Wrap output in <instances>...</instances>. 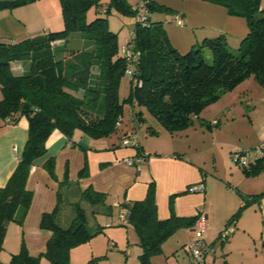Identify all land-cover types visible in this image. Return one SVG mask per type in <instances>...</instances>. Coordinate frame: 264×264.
Returning <instances> with one entry per match:
<instances>
[{
    "label": "trees",
    "instance_id": "trees-1",
    "mask_svg": "<svg viewBox=\"0 0 264 264\" xmlns=\"http://www.w3.org/2000/svg\"><path fill=\"white\" fill-rule=\"evenodd\" d=\"M34 1L0 0V9ZM59 1L63 18L61 30L17 41H0V121L3 126L15 125L21 117H26L28 123L27 139L17 165L7 182L0 186V252L4 248L8 222L21 224L30 206L32 192L27 188V180L31 168L41 164L52 178H56L55 155L46 148L50 134L58 129L73 141L75 130L91 137H109L118 131L122 119L118 85L128 65L133 70L128 97L131 107L145 106L169 133L187 128L221 92L234 89L250 75L264 85V7L261 0H206L224 6L230 15L243 16L247 31L235 51L219 34L204 38L202 43L192 45L183 53L170 43L161 21L150 20L149 13L156 8L153 2L140 0L144 1L147 11L145 22L136 19L131 37L124 43L136 55L131 61L121 52L117 32L108 28L106 17L95 16L90 21L86 18L87 11L98 6L101 0ZM120 2L124 5L123 0ZM104 10L108 12L109 6ZM128 10L136 15V10L131 7ZM74 32L81 33L87 44L70 48L69 37ZM60 40L63 43L57 46ZM205 48L211 51L210 61L204 55ZM14 60H30L29 70L14 75L10 68ZM130 135L136 134L124 132L116 145L124 147L122 140ZM135 149L136 156L145 159L150 155L144 153L139 142ZM261 157H255L248 166L242 167L243 172L246 175L258 173L264 167ZM86 173L84 166L80 174ZM261 195L264 190L254 197ZM81 198L91 206L105 205V194L91 187L81 191ZM60 203L62 201L51 212L43 213L40 219V227L51 231L45 250L31 254L21 242L19 250L4 264H40L42 258L52 264H75L70 261L71 248L90 240L102 231V227L88 225L80 202L71 203L74 216L70 223L60 224ZM121 206L127 210V221L137 234L141 247L139 264H153L152 257L162 252L163 241L179 228L191 227L197 218L173 212L167 218H159L154 181L149 183L143 199L124 201ZM238 212L228 222L235 219ZM78 264H99L98 257Z\"/></svg>",
    "mask_w": 264,
    "mask_h": 264
},
{
    "label": "crops",
    "instance_id": "crops-1",
    "mask_svg": "<svg viewBox=\"0 0 264 264\" xmlns=\"http://www.w3.org/2000/svg\"><path fill=\"white\" fill-rule=\"evenodd\" d=\"M22 6L0 9V41H17L63 28L59 0H36ZM213 6V3L204 2L199 9L212 7L210 10L213 11ZM178 9L179 12H174L184 17V25L197 20L183 6ZM211 16L219 20L229 18L224 8L218 12L215 11V14ZM225 28V25L219 24L211 28L210 32L203 31L201 35L204 38L214 37L224 34ZM182 30L189 32L190 29L182 28ZM235 31L239 33V39L246 33L241 32V26H238ZM190 41L192 40L188 38L184 41V45L188 43L186 46H189ZM62 43L63 41L60 40L56 42V45L59 46ZM170 43L178 49V44L171 41ZM29 67L30 60H14L10 63L14 75L26 73ZM239 92V98L249 99V93L245 90ZM132 112L131 110V115ZM133 120L136 121L135 116ZM27 126V119L24 118H20L15 125L3 126L0 121V186L7 182L17 165L27 139ZM125 132L137 135L134 129ZM177 132H180L178 138L182 140V143L167 139V144L162 148L149 150L150 148H145L139 141L144 153L150 155L140 163L129 165L124 159L136 157V149L116 145L120 143L122 134L118 135L117 140H109L112 136L94 139L84 132L74 131L71 137L73 141H71L58 129L54 130L46 140V148L50 154L55 155L56 178H52L41 164L31 168L27 188L32 192V200L21 224L16 221L8 222L2 249L6 258H0V264L9 261L11 254L19 250L21 242H24L31 254L45 250L51 231L40 227V219L43 213L54 210L58 202L62 201L58 212V219L62 225H68L74 216L72 202H80L83 208L88 205L91 207V212L101 216V224L92 216L91 221L88 218V225L91 222L90 227H94L96 223L102 229L108 227L107 224L112 221L114 212L118 213L121 225L127 224L128 221H125L128 218V212L121 203L143 199L151 181H154L156 210L159 218H167L172 212L178 216L206 218L208 227L204 233L208 232V235L207 238L204 236V240L206 243H211L214 248V252L207 256L209 259H206V264H264V195L254 197L255 194L264 190V167L255 175H246L242 167L231 162L233 152L250 150L264 141V123L249 132L247 140L239 139L231 143L221 141L222 154L219 159L216 153H213L211 159L208 158L205 137L200 141L189 139L191 132L189 128L180 129ZM96 140L99 143H95ZM84 166L87 168V173L80 174ZM196 183H202L203 189L189 191L188 187ZM87 187L104 193L105 205L91 206L82 200L81 191ZM93 207H96L95 210ZM108 207L110 211H107ZM236 212H238L236 218L228 222ZM245 215L261 222L262 227L259 233L253 232L248 222L243 220ZM106 217H109L110 222H107ZM224 225H229L232 230L227 239L221 242L218 234ZM188 228L194 231L192 226ZM115 230L119 229L108 227L102 232L110 239H112L111 235L117 237L116 235L123 234V231ZM92 238L71 248V262L84 263L90 256L101 255L104 243L102 248H99V242L92 241L94 240ZM115 243L117 242H110V247H116ZM181 255L182 257L176 262L178 264L180 259L187 261V252ZM42 261L43 258L40 264H43Z\"/></svg>",
    "mask_w": 264,
    "mask_h": 264
},
{
    "label": "rangeland",
    "instance_id": "rangeland-1",
    "mask_svg": "<svg viewBox=\"0 0 264 264\" xmlns=\"http://www.w3.org/2000/svg\"><path fill=\"white\" fill-rule=\"evenodd\" d=\"M123 1L124 5L122 2H120V0L118 2L117 0H101L100 4L98 6L91 7L87 11L86 15L88 21L94 19L95 16L106 17L108 28L117 32V41L120 46L125 41L130 39L132 29L136 23L135 13L130 12L128 9L131 7L132 10H135L133 6L136 5L140 0ZM151 1L156 8L150 11V20L161 21L162 27L169 40L174 44H178V50L182 53L191 48V44H194L195 46L202 43L204 37L201 35V33L205 30L210 32L211 28L219 24L226 26L225 33L221 35H223L226 39L230 49L234 51L239 46L240 40L242 38L240 37L239 39V33L237 32L238 30H235L238 29V26H241V32L247 31L246 19L243 16L228 14L224 6L220 4L213 3L214 9L211 11L210 8L212 7L199 9L202 7L204 2L212 4V2H208L206 0ZM261 3L264 4V0H261ZM107 6H109L110 10L105 12L104 8ZM181 6L187 9L189 14L192 17H196L197 20L191 24L187 23L185 25L175 22L172 15L174 11L179 12L178 8H181ZM221 8H224L226 14H228L229 18L227 20H219L211 16L213 13L215 14V11H220ZM182 28H189L190 30L189 32H184L185 30H182ZM188 38L192 41H190L191 44L189 46H186L188 43L184 45V41H187ZM87 42L88 41H83L81 33L79 32H74L69 37L70 48H80L82 43L85 45ZM204 55L208 61L211 60V51L208 48L204 49ZM129 80L130 77L126 74L122 75L120 79L118 85V99L122 103V119L120 120L118 131L114 132L109 140H117L119 134H123L125 131L134 129L137 132L136 137L138 142L140 141L145 148H150L149 150H153V148H162L163 145L167 144V139H172L173 142L179 141L182 143V140L180 141L178 138L180 137L178 136L180 132L176 131L169 133L145 106L134 105L133 108L131 107V104L128 101L130 92ZM242 90H245V92L249 93V99L245 98V100H243V98L238 97L240 94L239 91ZM262 97H264V86L257 83L255 77L250 75L234 89L221 92L215 100H213L202 110L200 117L195 119L194 122L187 127L191 130L189 133V139H199L200 141L205 137V147L208 158L211 159L213 153H216L217 158L219 159V156L222 154L221 141L231 143L237 142L239 139L247 140V134L255 130V128L260 124L264 123V98ZM131 110L133 111L132 115ZM133 116L136 117L135 122L133 120ZM21 118L26 119V117ZM182 137L184 138L185 136ZM93 138L95 139L101 137ZM95 143H99V141ZM209 164L210 162L208 160V168ZM229 165H231V163ZM84 209L90 221L93 217L94 220L96 219L97 222L101 224L102 218L99 214L92 213L91 215V207L88 205L84 206ZM112 215L111 222L109 221V217L105 218L107 222H110L107 224L108 227H111L112 229H119L115 231H123V234L116 235L117 237H115V235H111L112 239H110L107 237V234L102 232L103 229L108 227H103L102 231L95 235L93 237L94 240L92 241L96 243L99 242V248H102V243H104V249H101V255H95L94 257H98L99 264H139L138 254L141 252V247L137 245L136 232L129 223L122 225L120 224L117 212L112 213ZM243 220L248 222V225L252 227L253 232L259 233L261 231V222L259 223L257 220H253L249 215H245ZM125 222H127V220ZM89 225H91V222H89ZM229 225L227 226L229 227ZM225 227L226 225H224L223 228ZM207 235L208 232L203 233V236L206 238ZM195 238H197L195 231H190L188 227L179 228L163 241V251L160 254L152 257V263L178 264L176 262L182 257L181 254L186 251V245L190 241L195 240ZM110 242H117L115 243L116 247H110ZM3 251L0 253V258L4 259L6 258V254H4ZM92 257L90 256L89 259ZM208 257L207 259H209ZM42 263L52 264L46 258H43ZM179 263L185 264L186 261H184V259H180Z\"/></svg>",
    "mask_w": 264,
    "mask_h": 264
},
{
    "label": "built area",
    "instance_id": "built-area-1",
    "mask_svg": "<svg viewBox=\"0 0 264 264\" xmlns=\"http://www.w3.org/2000/svg\"><path fill=\"white\" fill-rule=\"evenodd\" d=\"M144 1H140L136 4V6H133L136 10V19L139 22H145L146 19V8L144 7ZM174 19L178 24L183 25L185 23L184 17L176 13L174 15ZM132 33V32H131ZM121 52L126 55L127 60L131 61L136 58V55L130 52L129 49L123 44L121 45ZM132 67L128 65L125 68V74L132 78ZM140 84V82H138ZM138 144V140L136 135H130L129 137H125L122 140V145L124 147L133 146L135 147ZM257 156H264V141L256 145L254 148L242 151V152H233L231 154L232 163L240 166V167H246L249 165L252 159H254ZM144 160L142 156H136V157H126L124 159L125 163L129 165H134L137 163H140ZM203 189L202 183H196L193 185H190L188 187L189 191H201ZM208 227V223L206 221V218L201 216L196 218L192 225V229L195 231V235L197 238L195 240L190 241L186 245V252H187V261L185 264H206V258L208 255L212 254L214 252V248L212 245L206 243V241L203 238V233L205 229ZM232 229L226 226L225 228L221 229L219 232V238L224 241L227 239V237L230 234V231Z\"/></svg>",
    "mask_w": 264,
    "mask_h": 264
}]
</instances>
